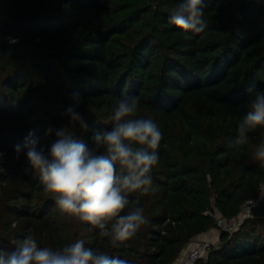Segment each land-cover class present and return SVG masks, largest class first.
<instances>
[{
  "label": "trees",
  "instance_id": "16d2710c",
  "mask_svg": "<svg viewBox=\"0 0 264 264\" xmlns=\"http://www.w3.org/2000/svg\"><path fill=\"white\" fill-rule=\"evenodd\" d=\"M179 2L0 0V247L13 250L31 234L39 247L83 240L130 264H177L196 236L216 229V215L233 217L259 199L196 264H264V168L253 158L264 127L247 145L229 146L248 89L264 90V0H205L200 33L169 23ZM126 97L139 99L138 115L163 138L151 191L129 195L148 222L113 248L98 229L61 214L38 176L25 173L26 150L14 147L29 132L47 147L55 139L47 130L64 126L91 146ZM69 107L86 128L70 123Z\"/></svg>",
  "mask_w": 264,
  "mask_h": 264
},
{
  "label": "clouds",
  "instance_id": "9594fccd",
  "mask_svg": "<svg viewBox=\"0 0 264 264\" xmlns=\"http://www.w3.org/2000/svg\"><path fill=\"white\" fill-rule=\"evenodd\" d=\"M205 7V0H180L171 10L169 23L185 32H203L208 27ZM248 92V110L229 145L233 148L247 145L249 134L264 127V90L249 88ZM74 98L78 100V94ZM138 113L137 97L118 100L111 130H94L91 146L64 126L47 130L46 135L55 133V139L47 147L40 146L32 132L23 144L14 147L17 154L26 150L25 173L30 170L38 176L43 190L52 194L61 214L98 229L113 248L126 244L148 222L145 210L137 206L139 201L133 203L129 195H147L151 191V173L159 162L157 150L163 134L153 119ZM65 115L70 123L79 122L87 127L75 107H69ZM253 158L264 168V138L255 146ZM130 205L131 209L124 214ZM0 264H130V261L86 247L83 240L56 249L39 247L29 234L13 250L0 247Z\"/></svg>",
  "mask_w": 264,
  "mask_h": 264
},
{
  "label": "built area",
  "instance_id": "2783aa9c",
  "mask_svg": "<svg viewBox=\"0 0 264 264\" xmlns=\"http://www.w3.org/2000/svg\"><path fill=\"white\" fill-rule=\"evenodd\" d=\"M262 193L264 192V183L261 184ZM253 201L254 204H251ZM259 199H249L244 204L242 210L235 216L227 218L221 214L216 215V229L218 233L229 232L233 233L244 223V221L253 216V209L257 206ZM191 246L186 249L183 256L180 258L179 264H196L198 260L207 252L213 245L211 240H192L189 243Z\"/></svg>",
  "mask_w": 264,
  "mask_h": 264
},
{
  "label": "crops",
  "instance_id": "0c3cea01",
  "mask_svg": "<svg viewBox=\"0 0 264 264\" xmlns=\"http://www.w3.org/2000/svg\"><path fill=\"white\" fill-rule=\"evenodd\" d=\"M219 236L220 235H219L218 231L216 229H213L207 233H203V234L196 236L194 238V240H211L214 245H218L220 243V237ZM190 246L191 245L189 244L186 249H188V247H190ZM175 264H176V262H175ZM177 264H179V263L177 262Z\"/></svg>",
  "mask_w": 264,
  "mask_h": 264
},
{
  "label": "water",
  "instance_id": "95a60500",
  "mask_svg": "<svg viewBox=\"0 0 264 264\" xmlns=\"http://www.w3.org/2000/svg\"><path fill=\"white\" fill-rule=\"evenodd\" d=\"M150 4H152V5H156V0H150ZM211 181V180H210ZM207 214H210V212H207Z\"/></svg>",
  "mask_w": 264,
  "mask_h": 264
},
{
  "label": "rangeland",
  "instance_id": "374dc122",
  "mask_svg": "<svg viewBox=\"0 0 264 264\" xmlns=\"http://www.w3.org/2000/svg\"><path fill=\"white\" fill-rule=\"evenodd\" d=\"M180 262V260L178 261V263Z\"/></svg>",
  "mask_w": 264,
  "mask_h": 264
}]
</instances>
